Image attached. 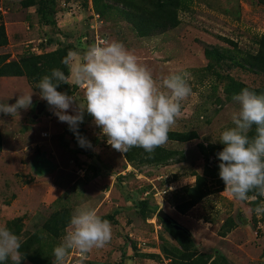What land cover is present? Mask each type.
Returning <instances> with one entry per match:
<instances>
[{
    "label": "rangeland",
    "instance_id": "374dc122",
    "mask_svg": "<svg viewBox=\"0 0 264 264\" xmlns=\"http://www.w3.org/2000/svg\"><path fill=\"white\" fill-rule=\"evenodd\" d=\"M113 40L158 86L181 73L192 89L167 142L151 153L114 150L87 112L78 131L92 147H81L35 88L59 69L67 44L83 54ZM261 46L264 0H0V104L33 92L31 108L0 113V227L19 237L20 264H53L82 203L109 221L112 238L84 255L70 251L65 264H264V216L254 212L264 197H230L217 156V139L234 126L233 96L264 85L248 66ZM83 95L82 87L73 94ZM139 200L150 207L135 208Z\"/></svg>",
    "mask_w": 264,
    "mask_h": 264
},
{
    "label": "clouds",
    "instance_id": "9594fccd",
    "mask_svg": "<svg viewBox=\"0 0 264 264\" xmlns=\"http://www.w3.org/2000/svg\"><path fill=\"white\" fill-rule=\"evenodd\" d=\"M62 63L68 68L67 75L54 68L35 88L58 120L68 124L81 147H92L78 131L87 112L114 150L126 153L140 147L151 153L167 142L170 129L182 116V101L192 92L181 73L163 77L158 86L151 71L115 40L89 46L83 54L70 52ZM60 84L82 87L83 99L58 91ZM32 95L21 94L14 103L0 104V113L12 116L31 108ZM233 100L239 105L231 113L234 126L217 139L224 145L217 153L219 177L230 197L248 201L250 192L264 197V95L244 88ZM70 108L74 114H69ZM253 127L255 135L250 137ZM254 212L258 218L264 216V202ZM111 238L109 221L82 203L74 209L61 242L53 249V264H65L72 250L84 255L103 248ZM21 246L16 234L0 227V262L20 264L24 256Z\"/></svg>",
    "mask_w": 264,
    "mask_h": 264
},
{
    "label": "trees",
    "instance_id": "16d2710c",
    "mask_svg": "<svg viewBox=\"0 0 264 264\" xmlns=\"http://www.w3.org/2000/svg\"><path fill=\"white\" fill-rule=\"evenodd\" d=\"M50 1L53 2V0H50ZM40 19H41V22L43 24H51V21L47 20L46 15L42 10L40 12ZM73 50H74V46L72 44H67V46H65L63 48V51H62V57H61V63H60L59 69L64 71L66 75L68 74V68L65 66V64L62 63V61ZM249 60L250 61H249L248 66L250 67V69L255 70L257 72H261L264 75V47L261 46L259 48L256 56H249ZM11 75H19V73L14 72ZM76 89H77V87L75 85L70 86L68 84H60L58 86L59 91L66 92L68 95H73L75 93ZM254 92L258 95H264V85L261 88L254 90ZM248 135L250 137L255 135V127H253V129L248 133ZM134 207L137 209L138 208L143 209V208L150 207V206L145 200H139V201L134 202ZM174 227H176V225ZM176 228L179 229V232L188 236V232L183 227L178 226ZM227 231L228 230L219 232V235L225 236ZM3 264H6V263H3Z\"/></svg>",
    "mask_w": 264,
    "mask_h": 264
},
{
    "label": "water",
    "instance_id": "95a60500",
    "mask_svg": "<svg viewBox=\"0 0 264 264\" xmlns=\"http://www.w3.org/2000/svg\"><path fill=\"white\" fill-rule=\"evenodd\" d=\"M158 217L161 218L163 221H165L166 223L172 224V225H176V227H178L179 225L173 221L166 212H164L163 210H160L158 212ZM178 225V226H177Z\"/></svg>",
    "mask_w": 264,
    "mask_h": 264
},
{
    "label": "built area",
    "instance_id": "2783aa9c",
    "mask_svg": "<svg viewBox=\"0 0 264 264\" xmlns=\"http://www.w3.org/2000/svg\"><path fill=\"white\" fill-rule=\"evenodd\" d=\"M100 41H101V40H100ZM45 135H46V133H45ZM72 264H78V263L74 261Z\"/></svg>",
    "mask_w": 264,
    "mask_h": 264
}]
</instances>
